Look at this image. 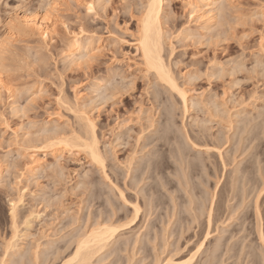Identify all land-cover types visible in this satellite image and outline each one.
Wrapping results in <instances>:
<instances>
[{
    "label": "rangeland",
    "instance_id": "obj_1",
    "mask_svg": "<svg viewBox=\"0 0 264 264\" xmlns=\"http://www.w3.org/2000/svg\"><path fill=\"white\" fill-rule=\"evenodd\" d=\"M145 1L0 0L1 264H60L87 230L104 220L114 221L116 217L110 218L112 210L120 213L125 208L129 212L130 204H122L115 185L124 191L128 203L139 196L136 200H140L144 215L130 229L115 235L98 252L100 258L94 256L91 263L161 264L168 257L175 261L187 259L197 229L194 223L178 221L176 213L198 211L184 193L189 187L179 169L177 145L189 151L188 158L199 164L192 180L187 178L189 186L196 188L191 195L196 193L207 205L214 185L220 181L215 190L221 204L220 212L214 213H218L214 220L217 234L212 233L193 264H206L211 253L214 264L264 263V243L253 231L243 238L247 227L254 230V195L264 180V0H218L211 28L199 19L201 11L190 5L200 6L202 0H163L162 55L192 103L185 115L179 98L163 87L157 88L156 81L138 64L133 46L135 16ZM55 4L60 7H49ZM88 4L93 5L92 13L88 12ZM24 16L46 23L48 36L43 38L36 30L27 29L21 23ZM14 24L19 31L12 29ZM77 39L79 48L74 46ZM154 92L158 101L152 100ZM86 118L94 124L110 182L73 143L74 137L86 134ZM162 123L170 136L169 145L159 152L158 159L168 161L169 168L162 166L160 172L150 173L147 177L152 178L139 184L138 189L150 183L160 190L152 196V209H146L144 191L131 189L132 176L136 181L142 175L145 159L158 149L156 136L162 133ZM207 145L210 151L205 154ZM243 167L247 173L239 171ZM224 180L226 184L221 188ZM242 183L248 197L239 206L238 198L231 194H238ZM262 195L258 210L264 226ZM12 202L17 207L14 222L19 235L14 254L5 250L12 233ZM172 203L178 211L174 210L176 217H171ZM119 222L123 220L114 224ZM231 231L236 235L228 239Z\"/></svg>",
    "mask_w": 264,
    "mask_h": 264
},
{
    "label": "bare ground",
    "instance_id": "obj_2",
    "mask_svg": "<svg viewBox=\"0 0 264 264\" xmlns=\"http://www.w3.org/2000/svg\"><path fill=\"white\" fill-rule=\"evenodd\" d=\"M218 0H202L200 6L199 5H193L192 3H190L191 6H193V8H196L198 9L199 11H201V14L199 16V19H204V23H206V25H208L209 27L211 26L212 24V21L214 19V16H213V12H215V9H216V3H217ZM152 5V7L150 8L149 6ZM222 7V6H221ZM162 9H163V0H146L141 8V11L138 13L137 17L135 16L136 18V32H135V35H133V46H134V51L135 53L137 54V57L139 59L138 61V64L142 67V72L148 74V75H151L150 77H152L151 80H154L156 81V83L159 85V87L157 88H160V87H163L164 88V91H168L169 93H171L170 95L173 96V94L175 96H177L180 100V104L182 105L183 107V110H184V115H185V112L188 111L187 108L190 104H189V101L190 99L187 97V92L185 89H183L181 86H179V84L177 83L176 79L174 78L173 76V73L171 72V69L170 68L171 66L166 63L163 55H162V51H163V29L161 28V19H160V16H161V12H162ZM216 13V12H215ZM219 13V12H218ZM137 14V13H136ZM29 16H24V19L27 18ZM16 21H18L17 19H15ZM20 21V20H19ZM18 21V23H20ZM41 21V20H40ZM43 21V19H42ZM15 22V21H14ZM25 23L26 25V28L29 30L30 29H34L36 30L37 32L40 33V35L43 37V38H46L49 34V27L48 26H45L44 24L46 23H39V20L38 19H25V20H21V23ZM47 22V21H46ZM214 22V21H213ZM215 23V22H214ZM10 24V23H9ZM16 24V22H15ZM12 25V29L13 30H20V28L17 29V26L16 25ZM48 24V23H47ZM20 25V24H19ZM50 25V24H49ZM22 26V24H21ZM24 26V24H23ZM22 26V27H23ZM24 28V29H26ZM211 28V27H210ZM10 29V28H9ZM11 30V29H10ZM12 30V31H13ZM18 30V31H19ZM28 30V31H29ZM25 31V30H23ZM22 31V32H23ZM27 31V30H26ZM25 31V32H26ZM32 31V30H31ZM8 32V31H7ZM23 32V33H25ZM30 32V31H29ZM17 33V32H16ZM15 34V33H14ZM18 34V33H17ZM24 35V34H23ZM165 39V38H164ZM89 45V44H88ZM74 46L76 48H79L80 47V42L77 40L74 41ZM87 47V46H86ZM2 49V48H1ZM88 51V50H87ZM147 51V54H148V59L145 58V53ZM90 52V50H89ZM1 56V55H0ZM166 58V57H165ZM168 58V57H167ZM170 60V59H169ZM168 60V62H170ZM172 64V63H171ZM173 70V69H172ZM176 77V76H175ZM149 78V77H148ZM168 81H171V82H174L177 86V88L179 89V91H174L173 88L171 87L170 83ZM155 83V84H156ZM157 85V86H158ZM166 89V90H165ZM163 90V89H162ZM162 90H159V93L161 95ZM156 93H158L156 91ZM158 93V94H159ZM173 93V94H172ZM159 95V96H160ZM153 96V95H152ZM158 96V97H159ZM175 96H173L174 98H176ZM154 97V98H153ZM152 97V100H156L158 101V98H156V94L154 92V96ZM160 101H163L162 100V97L160 96ZM170 99V98H169ZM202 99V97H201ZM155 101V102H156ZM165 102V101H164ZM163 102V103H164ZM193 102V101H192ZM154 103V101H153ZM162 103V104H163ZM160 105V103H159ZM171 105V104H170ZM198 105V104H197ZM154 106V105H153ZM193 106V105H192ZM164 108H165V105H164ZM167 108H165L166 110ZM171 109V112H172V108H169V110ZM170 112V113H171ZM162 115V114H160ZM173 115V114H172ZM170 115V116H172ZM169 116V115H168ZM161 117V116H160ZM163 117V116H162ZM164 118H166V115H164ZM171 118V117H169ZM83 119V118H82ZM172 119H173V116H172ZM171 120V119H170ZM169 120V121H170ZM85 132L86 134L83 135V137L80 135H77L76 137H74V140L73 143H75V146L76 148H81L85 153L86 155L88 156V158L90 159L91 162H93V164L97 165L100 167L101 171H102V176L104 177L105 180H108V174H106L105 172V165H104V156L101 155L99 149H98V142H97V138H96V133L94 132V124L92 123V121L89 119V118H86L85 120ZM154 121V120H153ZM163 122V121H162ZM172 122V121H171ZM154 123V122H153ZM152 123V124H153ZM167 123V122H166ZM159 124V123H158ZM164 124V123H162ZM151 125V124H150ZM149 125V126H150ZM154 125V124H153ZM153 125H151L153 127ZM170 125V124H168ZM173 125V124H172ZM201 125V124H200ZM164 128L163 130L161 131L162 133H160V135H157L156 136V141H160L159 142V145H158V149L155 151V153H152L151 156H149L147 159H145V163L144 165H142V175H139L140 177L137 178L136 174H135V177L137 178L136 181H135V178H133L132 174V179L134 180V183L131 185V189L132 190H137L138 187H139V184H141V182L143 183L146 179H148L149 177H147V175H150V173H155V172H160V168L163 166V168H166L168 167V163L165 161L164 163H162L161 161H159L158 159V155H159V152L162 151V149H164L166 146H168V142L167 140L169 139L168 137L170 136V130L168 129H165V124L163 125ZM155 127V125H154ZM169 127V126H168ZM172 127V126H171ZM197 127V126H196ZM171 129V128H170ZM185 129V128H184ZM83 130V129H82ZM156 130V128H155ZM154 130V132H155ZM159 131V129H158ZM157 131V132H158ZM173 132V131H172ZM200 132V131H199ZM208 132V131H207ZM81 133V132H80ZM79 133V134H80ZM84 134V132H82ZM185 133H186V130H185ZM155 134V135H156ZM187 134V133H186ZM199 134V133H197ZM87 135V136H86ZM184 135V134H183ZM79 136V137H78ZM153 136V135H152ZM188 136V134H187ZM56 138V137H55ZM53 138V139H55ZM59 138V137H58ZM70 138V137H69ZM68 138V139H69ZM72 138V137H71ZM150 138V137H149ZM148 138V139H149ZM152 138V137H151ZM151 138L149 139V141H151ZM154 138V137H153ZM185 138V137H184ZM60 139V138H59ZM172 139V138H171ZM187 139V138H186ZM189 139V138H188ZM56 140V139H55ZM62 140V139H60ZM59 140V141H60ZM67 140V138H66ZM153 140V139H152ZM176 140V139H175ZM190 140V139H189ZM48 141V140H47ZM58 141V140H57ZM50 142V141H49ZM53 142V141H52ZM62 142L64 143V141L62 140ZM153 142L155 143V141L153 140ZM187 142V141H186ZM58 143H61V142H58ZM67 143V142H65ZM176 143V142H174ZM185 143V142H184ZM192 143V142H191ZM52 146H53V143H51ZM177 144V143H176ZM195 144V143H194ZM192 144V147L197 149V145H194ZM197 144V143H196ZM249 144V143H248ZM59 145V144H58ZM66 145V144H65ZM153 145V143L151 144ZM156 145V146H157ZM171 145V144H170ZM188 145V144H187ZM191 145V144H190ZM216 145V144H215ZM51 146V145H50ZM55 146V145H54ZM70 146V145H68ZM74 146V145H73ZM72 146V147H73ZM154 146V145H153ZM155 146V147H156ZM219 146V145H218ZM189 147V145H188ZM252 147V146H251ZM70 148V147H69ZM205 148V154L206 153H209L210 149L207 146H204ZM213 148V147H212ZM194 149V150H195ZM190 150V149H189ZM193 150V149H192ZM213 150H215L213 148ZM219 150V149H218ZM153 151V150H152ZM202 151V150H200ZM217 151V147H216V150ZM188 152L189 151H185V150H182L181 147L177 145V148L175 149V153L177 155V159H178V162H179V165L181 166V170H183V174H184V178L186 179L185 181V185L188 188V190H185V194H187V196H189L188 198V202L189 204H193L195 206L194 209H197L198 213L194 212V213H191V212H187L186 210L185 211H180L179 213H176L177 216H179V220L178 221H189L190 223L187 224V225H191V224H195L194 225V228L195 230L197 229V231L193 234L192 236L196 238V240H193L195 241H192L194 242L192 245H193V250L189 253V256L187 259L185 260H178V261H175L172 257H168L167 259H165V261H163V263L161 264H193L196 256L198 253H201V249H203V246L205 245V242H207L210 238H212L213 236V232L216 231V234H217V228L214 227V224H215V217H217V215L215 216L214 213L218 212L221 208V204L217 198V192L215 191L216 188H217V185L219 184V182H216L217 184L214 185V190L213 192L211 193L212 195H210V199L208 200V204L206 205V200L204 198H199L197 197V194L194 193V195L192 194L191 195V191H196V188L193 187V186H189L188 183H190V181L188 182V180H192V176L198 171L199 169V164L196 163L195 161H193V159H189L188 158ZM203 152V151H202ZM201 152V153H202ZM150 155V153H149ZM208 156V155H207ZM218 156L221 157V152H218ZM147 157V155H146ZM145 157V158H146ZM195 157V156H194ZM106 158V157H105ZM133 158V157H132ZM143 159V157L141 158V160ZM219 159V158H218ZM222 159V158H221ZM144 160V159H143ZM202 159H200L201 161ZM224 160V159H223ZM203 161V160H202ZM201 161V162H202ZM222 162V160H220ZM106 162V161H105ZM35 163V162H33ZM200 163V162H199ZM225 163V162H223ZM130 163H128L129 165ZM140 164V163H139ZM201 164V163H200ZM127 165V166H128ZM221 165H223L221 163ZM137 166V164H136ZM171 166V164H170ZM203 166V165H202ZM201 166V167H202ZM225 166V165H224ZM31 167V166H30ZM98 167V168H99ZM130 167V166H129ZM139 165H138V168L139 169ZM179 167V166H178ZM135 168V169H136ZM169 168V167H168ZM224 168V167H223ZM30 169V168H29ZM137 171V170H136ZM140 171V170H138ZM236 171V170H235ZM239 171L241 173H247L246 172V168L243 167L241 168V170L239 169ZM223 172V171H222ZM130 175V173H128ZM158 174V173H157ZM214 175V174H213ZM245 175V174H244ZM264 175V174H263ZM146 176V178H145ZM215 176V175H214ZM259 176V175H258ZM262 176V175H260ZM128 177V176H127ZM130 177V176H129ZM181 177V176H180ZM182 177V178H183ZM189 177V179L187 180V178ZM219 177V176H218ZM223 176H221L222 178ZM256 177V176H255ZM152 178V177H150ZM220 178V179H221ZM219 179V178H218ZM219 179V180H220ZM232 179V178H231ZM131 180V179H130ZM182 180V179H181ZM180 180V182H181ZM234 180V179H233ZM262 180V187L261 188H257L256 189V192H255V195H254V208H253V212H254V215H255V219H256V224L254 226V230L250 229L249 227L246 228L245 232H246V235L243 236V238L246 239V237L248 235H250L252 233V231L257 235L258 237V240L261 241L262 243H264V226L263 224L261 225L260 223V216H259V210H258V206H260V204L258 205V200L259 198H261V195L263 194L264 192V180L263 178L261 179ZM89 181V180H87ZM110 182V180H108ZM125 181V180H124ZM153 181V180H152ZM167 181V182H166ZM178 181V180H176ZM241 181V180H240ZM91 182V181H90ZM132 182V181H131ZM165 184H167V186L169 185V182H168V179L165 180ZM232 182V180H231ZM234 182V181H233ZM243 182V181H242ZM252 182V181H251ZM83 183V182H82ZM81 183V184H82ZM89 183V182H88ZM164 183V182H163ZM192 183V182H191ZM247 183V182H246ZM109 184V183H108ZM111 184L110 186H113V183L111 181ZM147 182L144 184L146 185ZM194 184V183H193ZM226 184V180L223 181V183L221 184V188L224 187ZM232 184V183H231ZM236 184V183H235ZM243 184V183H242ZM245 184V183H244ZM244 184L240 186V189H239V192L238 194H231V195H234L233 197L235 198H238V201L240 202V205L241 206L245 200L246 197H248V194H246V191L248 190H245L244 189ZM260 184V186H261ZM86 185V183H85ZM126 185V184H125ZM124 185V186H125ZM142 185V186H144ZM180 185V184H179ZM184 185V184H183ZM228 185V184H227ZM230 185V183H229ZM233 185V184H232ZM240 185V184H238ZM116 186V187H115ZM114 186V189L117 191V196H119V198L121 199L122 201V204H130L128 206L129 207V212L125 211V208H124V211H121L123 209H121L120 213L119 211L116 209V211H113L112 210V215L110 218H112L113 216L116 217L114 219V221H112L111 219H108V220H104V222H100V223H97L94 225V227L92 229H90L89 227V231L87 230V232H85L83 235H81L80 237L77 236L78 239H76V242L74 244V250L72 251V253L70 254V256L68 258H64L65 260L62 261L60 264H90L94 258V256L96 257V255L98 254L99 251H102V249L107 246V244L109 243L110 240H112V238L114 237L115 239V235H119V234H122L123 231L127 230V229H130L132 226H134L136 224V221H139L140 217L142 216L143 212H142V208H141V205L139 203L140 200H136L135 198V202L133 203H128L129 201H127L125 198V196L123 195V190L121 189H118L117 185ZM163 186V184H162ZM130 187V186H129ZM145 187V186H144ZM159 187V186H158ZM257 187V186H256ZM108 188V187H107ZM112 188V187H111ZM126 188V187H125ZM128 188V187H127ZM172 188V187H171ZM181 188V187H180ZM220 188V189H221ZM130 190V188H128ZM140 191H144V194L142 195V199H143V204L146 206V209L147 207L150 209H152V205L153 203L155 202L154 199H153V195L155 193H160V190L157 188V184H148L147 187L145 189H143L142 187L139 188ZM138 189V190H139ZM142 189V190H141ZM219 189V190H220ZM254 189V188H253ZM127 190V189H126ZM131 190V191H132ZM231 190V189H230ZM110 191V189H109ZM232 191V190H231ZM253 191V190H252ZM115 192V191H114ZM139 192V191H137ZM233 192V191H232ZM231 192V193H232ZM253 192V193H254ZM135 193V191H134ZM148 194L150 196V199L147 197L146 199L144 198L145 195ZM230 194V193H229ZM106 195V194H105ZM201 195V194H200ZM199 195V196H200ZM116 196V195H115ZM141 196V195H140ZM173 196V195H172ZM186 196V195H185ZM207 196V195H206ZM262 199L264 200V195H262ZM125 197V198H124ZM139 197V196H138ZM163 197V196H162ZM195 197V199H194ZM205 197V196H204ZM250 197V196H249ZM252 197V196H251ZM161 198V197H160ZM186 198V199H187ZM206 198V197H205ZM220 198V197H219ZM163 199V198H162ZM175 199V198H174ZM207 199V198H206ZM130 200H132L130 198ZM170 202H173V199L169 198ZM251 200V199H250ZM252 201V200H251ZM169 203V202H168ZM248 203V202H247ZM173 204V207H172V210L170 212H172V216L171 217H176V214L174 212L177 211L175 209V206L174 203ZM263 204V203H262ZM113 205V204H112ZM115 205V204H114ZM111 206V204H110ZM124 206V205H123ZM127 206V205H125ZM143 206V205H142ZM155 206V205H154ZM226 206V205H225ZM11 212H10V215H11V219H12V233H11V236L9 237V239L7 240V242L5 243V250L7 251H13V254L16 253L15 250L18 249V243L17 241H19V235H18V231L16 229V224L14 222V218H15V210H16V204L15 203H11ZM188 207V206H187ZM227 207V206H226ZM234 207V206H233ZM244 207V206H243ZM232 208V207H231ZM230 208V210H231ZM235 208V207H234ZM238 208V206H237ZM241 209V208H240ZM261 209V208H260ZM110 210V208H109ZM128 210V208H127ZM157 210V209H156ZM191 210V209H190ZM237 210V209H235ZM234 210V211H235ZM108 211V210H107ZM144 211V209H143ZM151 211V210H150ZM193 211V209H192ZM243 211V210H242ZM146 212V211H145ZM154 212V211H153ZM178 212V211H177ZM187 213V216H181L182 214L184 213ZM220 212V211H219ZM230 212V211H229ZM240 212V211H239ZM109 213V212H108ZM106 213V215L108 214ZM111 213V212H110ZM119 213V214H118ZM118 214V215H117ZM169 214V213H168ZM221 214V213H220ZM229 214V213H228ZM233 214V213H232ZM144 215V214H143ZM149 215V213H148ZM204 215V218H203V222L200 220V217ZM150 216V215H149ZM221 216V215H220ZM219 216V218H220ZM236 216V215H235ZM168 217V216H167ZM189 217H191L189 219ZM242 217V216H241ZM144 219L146 217H143ZM248 218V215L247 213L245 212V215L243 216V219L246 220ZM27 219V218H26ZM103 219V218H101ZM100 219V220H101ZM169 219V218H168ZM231 219V218H230ZM120 220H123V222H119L117 224H114V222L116 221H120ZM217 220V219H216ZM233 220V218H232ZM144 221V220H143ZM169 221V220H168ZM219 221V220H218ZM231 221V220H230ZM25 222V221H23ZM246 222V221H245ZM187 223V222H186ZM242 223V222H241ZM26 224V223H24ZM23 224V225H24ZM223 224V222H222ZM244 224V222H243ZM245 225V224H244ZM186 226V225H185ZM222 226V225H221ZM213 227L215 229H213ZM218 227V226H217ZM86 228V227H85ZM239 228V227H238ZM253 228V227H252ZM88 229V228H87ZM148 229V228H147ZM169 229V228H168ZM225 229V228H224ZM235 229V228H234ZM244 229V228H243ZM191 230V229H190ZM223 230V229H222ZM242 230V229H241ZM173 231V230H172ZM184 231H187V229H182L181 232H184ZM192 231V230H191ZM194 231V230H193ZM244 231V230H243ZM166 232V231H165ZM180 232V233H181ZM229 232V231H228ZM241 232V231H240ZM176 233V232H174ZM213 233V234H212ZM224 233H225V230H224ZM234 233V234H233ZM184 233H182L183 235ZM237 234H239L238 230H237ZM219 235V234H218ZM222 235V234H221ZM236 235V232L235 231H231L229 233V236H228V239L229 238H233V236ZM167 236V235H166ZM225 236V234H224ZM119 237V236H118ZM222 237V236H221ZM256 237V238H257ZM139 239V237H138ZM165 239V238H164ZM187 240V239H186ZM191 240V239H190ZM189 241V240H188ZM217 241V240H216ZM230 241V240H228ZM226 241V242H228ZM140 242V241H139ZM168 242V241H167ZM229 243V242H228ZM112 244V243H111ZM114 244V243H113ZM137 244H138V241H137ZM153 244V243H152ZM169 244V243H168ZM190 244V243H189ZM222 244V243H221ZM235 244V243H234ZM155 245V243H154ZM207 245V244H206ZM220 245V244H219ZM238 245V244H237ZM167 246V245H166ZM218 246V245H217ZM230 246V245H229ZM228 246V248H229ZM239 246V245H238ZM247 246V245H246ZM127 247V246H126ZM217 248V247H216ZM215 248V249H216ZM227 248V249H228ZM243 248V247H242ZM79 249V251H78ZM106 249V248H105ZM128 249V248H126ZM134 249H135V246H134ZM218 249V248H217ZM249 249V248H248ZM133 250V249H132ZM156 250V249H155ZM190 250V249H189ZM236 250V249H235ZM255 250V249H254ZM6 251V252H7ZM119 251V250H118ZM135 251V250H134ZM163 251V250H162ZM251 251V250H250ZM137 252V251H136ZM228 252V251H227ZM226 252V253H227ZM37 253V252H36ZM100 253V252H99ZM62 255V254H61ZM135 255V254H134ZM209 257V259L207 260V263L206 264H214V259H215V256H213V254L211 253ZM247 255V254H246ZM253 255V254H252ZM36 256V254H35ZM38 256V255H37ZM60 256V255H59ZM68 256V255H67ZM98 256V255H97ZM174 256V255H173ZM200 256V255H199ZM255 256V255H254ZM253 256V257H254ZM57 257V256H56ZM134 257V256H133ZM223 257V256H222ZM98 258H100L98 256ZM132 258V257H131ZM221 258V257H220ZM36 259V257H35ZM38 259V258H37ZM36 259V260H37ZM56 259V258H55ZM4 260V259H3ZM2 260V261H3ZM58 260V259H57ZM97 260V259H96ZM99 260V259H98ZM130 260V259H129ZM133 260V259H132ZM222 260V259H221ZM224 260V259H223ZM157 261V260H156ZM203 261V260H202ZM94 262V260H93ZM100 262V261H99ZM132 262V261H131ZM206 262V261H205ZM219 262V261H218ZM261 262V261H260ZM134 263V262H133ZM160 263V262H159ZM227 263V262H226ZM263 263V262H262ZM1 264V263H0ZM4 264V263H2ZM92 264V263H91ZM97 264V262H96ZM157 264V263H156ZM204 264V263H203ZM217 264V263H215ZM220 264V263H219ZM223 264V263H222ZM225 264V263H224ZM264 264V263H263Z\"/></svg>",
    "mask_w": 264,
    "mask_h": 264
},
{
    "label": "snow or ice",
    "instance_id": "obj_3",
    "mask_svg": "<svg viewBox=\"0 0 264 264\" xmlns=\"http://www.w3.org/2000/svg\"><path fill=\"white\" fill-rule=\"evenodd\" d=\"M49 7H51V8H58V7H60V5H58V4H55V5H49ZM149 7L151 8L152 5H150ZM87 8H88V12H89V13H92V12H93V5L88 4V5H87ZM145 58L148 59L147 51H146V53H145ZM168 82L170 83V85H171V87L173 88L174 91H179V89L177 88V86H176V84H175L174 82H171V81H168ZM78 251H79V249H78Z\"/></svg>",
    "mask_w": 264,
    "mask_h": 264
}]
</instances>
